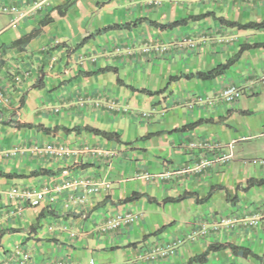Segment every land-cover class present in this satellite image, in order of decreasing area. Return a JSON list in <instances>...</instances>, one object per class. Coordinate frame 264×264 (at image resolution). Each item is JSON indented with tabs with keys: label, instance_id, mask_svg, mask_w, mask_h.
I'll return each mask as SVG.
<instances>
[{
	"label": "crops",
	"instance_id": "0c3cea01",
	"mask_svg": "<svg viewBox=\"0 0 264 264\" xmlns=\"http://www.w3.org/2000/svg\"><path fill=\"white\" fill-rule=\"evenodd\" d=\"M67 1L0 0L20 10L16 16L0 13V89L9 98L0 105V264H12L8 260L16 247L30 254L29 264H87L90 258L97 264H264V220L190 235L196 224L218 216L264 212V184L257 183L264 179V47L240 53L245 44L264 43V29L219 21L260 22L264 0H75L63 16L52 12ZM49 13L52 21L37 36L9 47ZM140 18L187 21L166 29L141 22L132 29L97 33ZM183 35L197 37L199 45L150 57L126 52L154 38L170 41ZM233 58L211 79L182 77L168 83L170 76L207 71ZM118 78L136 89L163 91H134ZM228 84L242 91L236 102L219 99ZM197 96L215 100L206 105L194 102ZM80 98L112 100L120 108L80 106ZM194 122L199 123L180 129ZM36 126L80 129L46 132ZM84 126L117 132L120 142ZM204 139L220 142L219 153L230 158L197 174L182 172L199 156L188 143ZM47 144L72 152L51 153L44 149ZM14 148L22 152L12 153ZM259 159L263 162H253ZM35 170L45 172L31 175ZM73 179H93L101 189L84 203L71 200L82 193L81 186L54 189ZM12 188H48L53 200L47 193L31 206L23 196L10 195ZM134 192L142 196L125 202ZM126 211L138 213L139 220L114 231L100 229L109 216ZM175 241L173 255L145 259L149 246ZM212 244H232L250 253L224 247L210 251L203 262H190Z\"/></svg>",
	"mask_w": 264,
	"mask_h": 264
},
{
	"label": "built area",
	"instance_id": "2783aa9c",
	"mask_svg": "<svg viewBox=\"0 0 264 264\" xmlns=\"http://www.w3.org/2000/svg\"><path fill=\"white\" fill-rule=\"evenodd\" d=\"M222 1V0H218ZM245 3H259L263 0H241ZM0 13L16 16L20 14V10L17 6L8 5V4H0ZM199 45V39L193 35H183L176 38L171 39L170 41H159V42H150L144 43L139 46L138 50L143 55L152 56L157 54L165 53L171 49H188L194 50ZM127 53L135 52L134 48L131 46L126 48ZM17 79V78H16ZM242 96V91L236 85L228 84L226 85L219 94V99L227 102L233 103L239 100ZM215 99L204 97V96H197L194 102L211 105L213 104ZM9 103V98L2 89H0V105H6ZM78 104L80 106H85L86 104H90L92 107L97 108H106V109H119L116 103L112 100H105L102 98H80L78 99ZM188 147L192 150H197L199 152L198 160L192 163L185 165L182 168V172L187 173H200L205 168L213 166L215 163L218 162H225L230 158L229 153L221 152L222 145L218 141L204 139V140H197L191 141L188 143ZM46 151H50L51 153H58L59 151L64 153L65 155L70 154V150L62 149H55L52 148L51 145H46L44 148ZM34 151H42V148H33ZM210 152L215 153V155L211 157H205L203 152ZM12 153H19L22 152L19 148H14L11 150ZM75 152V151H73ZM253 162H263V159L253 160ZM165 177H169L171 172H165L163 174ZM100 183L93 180V179H73L71 181H66L61 186H57L54 189L59 191L61 188H77L78 186L82 187V193L80 195L72 194L71 200L72 201H79V202H86L87 198L100 191ZM107 185V184H106ZM48 188H43L41 190H20L18 188H12L10 195L16 196H23L31 206H37L40 204L41 201L44 200L45 195L49 194ZM47 199L53 200V196L51 194L47 195ZM139 220V214L132 211L126 212H117L112 214L107 218L105 223L101 226V230L103 231H114L120 229L121 227L127 226ZM264 220V212H256L253 215L242 214L237 216H218L212 221L207 223L199 222L196 226L191 230V236H201L210 230L220 231L222 229H229L235 225H244V226H257L261 221ZM178 241L171 242V243H158L149 246L145 252L144 257L147 261L154 262L164 258H167L173 255L176 251ZM12 264H29L30 262V254L27 251H23L20 248L16 247L13 250L11 257L9 258ZM8 263V262H7ZM5 263V264H7ZM48 264H68L64 260H56L51 261ZM87 264H97L93 258H90Z\"/></svg>",
	"mask_w": 264,
	"mask_h": 264
},
{
	"label": "trees",
	"instance_id": "16d2710c",
	"mask_svg": "<svg viewBox=\"0 0 264 264\" xmlns=\"http://www.w3.org/2000/svg\"><path fill=\"white\" fill-rule=\"evenodd\" d=\"M74 1L75 0H68L63 5H59V6L55 7V8H53L52 12L57 13V15L63 16L67 12L69 7L72 6ZM207 14L208 13H205L203 15H195V16H193V18L204 17ZM52 19H53V16L49 13L46 16V18H44L42 20V22H40V25L37 28L33 29L25 37H22V38H19V39L13 41L12 44L9 47H19L22 44H25L28 40H30L31 38L37 36L41 32L42 26L44 24H46L47 22L52 21ZM186 21H187V19H180V20L169 22V23H159V22H156L155 20H150V19H147V18H140L138 20L127 22V23H124V24H112L110 26H107V27L99 30L97 33H99V32L100 33H104V32L109 31V30L120 29V28L132 29V28L136 27V25L138 23H141V22H148L150 25H154L155 27H158L160 29H166V28H172V27H175L177 25L183 24ZM219 21L222 22V23H225L228 26L236 27L238 29H255V30L264 29V19L262 21H260V22L249 21V22H246V23H239V22H236V21L224 20L223 18L219 17ZM91 37H92V35L84 37L81 40V42L78 44V47L82 46ZM257 46L264 47V43L245 44V45H243L240 48V53H241V51H243L246 48L257 47ZM234 60H235V58L229 59L225 63L217 64L216 66H214L213 68H211V69H209L207 71H197L195 73H188V74H180V75H176V76H170L168 83L171 82V81H174V80H178V79H180L182 77L186 78V79L191 78V77H197V78H200V79H211L213 77H216V76L222 74L233 63ZM103 70L107 71V70H110V68H104ZM118 82L121 83L122 85L127 86L131 90L139 91V92L146 93V94H149V95L158 94V93H161L163 91L162 89L161 90H157V91H151V90H148L146 88L136 89V88H134L131 85L124 84V82L121 79H119V78H118ZM197 123H199V122H194V123H191V124L184 125L180 129H184V130L185 129H190L191 127H193ZM16 126H18V127L19 126L31 127L29 124H23V123H17ZM36 127L38 129H40V130L49 132L52 129L54 130V129H57V128H61L62 126H55L52 129L48 128V127H44V126H36ZM62 129H64L65 131L71 132V131L79 130L80 127H74V128H71V129L66 128V127H62ZM83 129L88 130V131H90L91 133H93L95 135H99V136L103 137L104 139L115 140L117 142H120V135L117 132L101 130V129H98V128H95V127H91V126H84ZM43 172H45V170H35V171L31 172V175H39V174H41ZM4 175H6L8 177H14V175H11V174L10 175L9 174H4ZM250 183H251V180H250ZM257 183L258 184H264V179L257 180ZM185 195H187V194H184L183 196L178 197L177 200L182 199ZM140 196H142V194L134 192L131 196L126 198L124 201L125 202L132 201V200L137 199ZM224 247L230 248L233 252H237V250H240L243 254H249L250 253L248 249L242 248V247H238V246H235V245H232V244H225V245L224 244H212V245L208 246V248L206 249V251L204 253H202V254H200V255H198L196 257H193L192 260H190V262H192V261L203 262V261H205L207 255H208V253L210 251H215V250H218V249H221V248H224Z\"/></svg>",
	"mask_w": 264,
	"mask_h": 264
},
{
	"label": "rangeland",
	"instance_id": "374dc122",
	"mask_svg": "<svg viewBox=\"0 0 264 264\" xmlns=\"http://www.w3.org/2000/svg\"><path fill=\"white\" fill-rule=\"evenodd\" d=\"M159 41H162L161 39H156V38H154V40H151V41H144V43H150V42H159ZM143 43V44H144ZM134 46V45H133ZM132 48H134V50H137L138 51V53L137 54H139V55H141V53H140V51L138 50V48H139V46H137V47H132ZM118 110V109H117ZM127 110V108H125L124 109V111H126ZM254 139V138H253Z\"/></svg>",
	"mask_w": 264,
	"mask_h": 264
}]
</instances>
